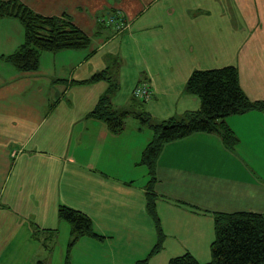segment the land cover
I'll use <instances>...</instances> for the list:
<instances>
[{
    "label": "crops",
    "instance_id": "obj_1",
    "mask_svg": "<svg viewBox=\"0 0 264 264\" xmlns=\"http://www.w3.org/2000/svg\"><path fill=\"white\" fill-rule=\"evenodd\" d=\"M20 1L44 16L70 17L91 44L45 52L33 72L0 60V264H49V246L61 236L59 264H136L159 236L141 162L153 133L133 113V89L150 81L155 97L140 110L152 117L162 108L165 120L200 108L186 91L195 70L232 65L247 96L264 101V0ZM24 41L18 19H0V55ZM104 70L110 81L83 82ZM110 82L118 84L112 106L132 112L119 133L89 117ZM226 123L234 148L198 132L161 149L152 187L165 239L149 264L187 253L210 262L216 212H264V112ZM62 206L86 214L101 239L83 237L68 254Z\"/></svg>",
    "mask_w": 264,
    "mask_h": 264
},
{
    "label": "trees",
    "instance_id": "obj_2",
    "mask_svg": "<svg viewBox=\"0 0 264 264\" xmlns=\"http://www.w3.org/2000/svg\"><path fill=\"white\" fill-rule=\"evenodd\" d=\"M1 18H16L25 28L24 43L14 53L7 56L0 55V60L10 63L21 72L37 71L41 56L45 52L83 51L88 50L91 44V38L73 24L70 17L41 15L20 0H0ZM99 80L110 81V72L104 70L83 82L94 83ZM145 82L151 84L150 81H142L136 86ZM73 83L80 82L73 81ZM117 87L116 82H110L107 92L89 114V117L104 122L112 133L122 131L126 118L132 114L128 109H115L112 106L111 97L117 91ZM186 91L199 98L201 106L198 110L188 111L156 124L152 123V118L144 111L133 112L139 120L149 124L153 133L151 142L143 152L141 162L147 166L151 176L147 190V210L159 236L149 256L136 264H149L151 257L161 251L165 239L156 211V195L152 187L156 179V161L163 146L194 133L206 132L219 134L227 147L234 148L238 140L227 125V119L253 110L264 112V101H252L247 96L240 84L238 68L232 65L195 70L187 81ZM132 96L135 103L144 106L154 99L155 92L148 101L139 100L133 92ZM58 216L63 223L69 225L71 230L72 239L67 248L68 254L79 239L86 236L99 238L93 230L91 219L86 214L62 206L58 210ZM214 216L215 240L211 246V261L201 263L187 253L171 259L169 264H264V212H216Z\"/></svg>",
    "mask_w": 264,
    "mask_h": 264
},
{
    "label": "rangeland",
    "instance_id": "obj_3",
    "mask_svg": "<svg viewBox=\"0 0 264 264\" xmlns=\"http://www.w3.org/2000/svg\"><path fill=\"white\" fill-rule=\"evenodd\" d=\"M183 76H181V79H182ZM146 106H141L140 104H136L135 107L132 108V110L134 111H137V110H140V109H145ZM155 112H156V115L154 114L151 118H152V123L156 124V123H160V121L164 120V119H160V118H163L166 114L163 113V110L162 108H155ZM153 114V113H152ZM181 115V114H179ZM176 116V115H174ZM156 117V118H155ZM159 118V119H157ZM166 119H168L167 117H165ZM148 127V126H147ZM68 225V224H66ZM65 239V236H61L60 237V241L58 243V245H55L54 241L50 244L49 246V253L47 254V263L49 264H59V259H58V254H59V250L61 248L60 244L63 243Z\"/></svg>",
    "mask_w": 264,
    "mask_h": 264
},
{
    "label": "built area",
    "instance_id": "obj_4",
    "mask_svg": "<svg viewBox=\"0 0 264 264\" xmlns=\"http://www.w3.org/2000/svg\"><path fill=\"white\" fill-rule=\"evenodd\" d=\"M113 22L118 32L124 30L125 22L122 15H119L117 17V20L114 19ZM133 95L139 100L148 101L154 96V89L152 88L151 84L148 82L141 83L138 86H136V88L133 90Z\"/></svg>",
    "mask_w": 264,
    "mask_h": 264
}]
</instances>
